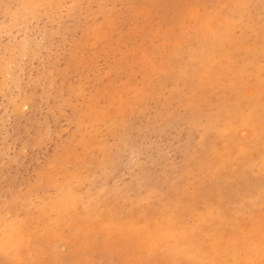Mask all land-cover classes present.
<instances>
[{"label": "rangeland", "instance_id": "rangeland-1", "mask_svg": "<svg viewBox=\"0 0 264 264\" xmlns=\"http://www.w3.org/2000/svg\"><path fill=\"white\" fill-rule=\"evenodd\" d=\"M263 246L264 0H0V264Z\"/></svg>", "mask_w": 264, "mask_h": 264}, {"label": "bare ground", "instance_id": "bare-ground-1", "mask_svg": "<svg viewBox=\"0 0 264 264\" xmlns=\"http://www.w3.org/2000/svg\"><path fill=\"white\" fill-rule=\"evenodd\" d=\"M193 245H194V244H193ZM187 247H188V246H187ZM263 247H264V246H263ZM195 249H196V248H195ZM206 249H207V248H206ZM192 251H193V250H192ZM193 252H194V251H193ZM200 258H201V259H206L204 255H203V256H200ZM200 258H199V259H200ZM201 259H200V260H201ZM216 261H217V263H219V260H216ZM212 263H213V262H212ZM222 263H223V262H222ZM220 264H221V263H220Z\"/></svg>", "mask_w": 264, "mask_h": 264}]
</instances>
